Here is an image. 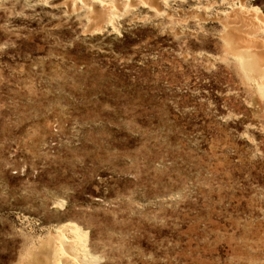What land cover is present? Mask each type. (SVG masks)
Returning a JSON list of instances; mask_svg holds the SVG:
<instances>
[{
  "label": "rangeland",
  "instance_id": "374dc122",
  "mask_svg": "<svg viewBox=\"0 0 264 264\" xmlns=\"http://www.w3.org/2000/svg\"><path fill=\"white\" fill-rule=\"evenodd\" d=\"M241 5L264 21L0 0V264L61 224L90 264H264V99L222 36Z\"/></svg>",
  "mask_w": 264,
  "mask_h": 264
},
{
  "label": "bare ground",
  "instance_id": "6f19581e",
  "mask_svg": "<svg viewBox=\"0 0 264 264\" xmlns=\"http://www.w3.org/2000/svg\"><path fill=\"white\" fill-rule=\"evenodd\" d=\"M232 10V17L229 13L225 18L223 39L240 68L253 81L264 99V21L243 5ZM49 235L36 246L26 247L29 250L18 264H90L80 251L78 238L67 225L53 228Z\"/></svg>",
  "mask_w": 264,
  "mask_h": 264
}]
</instances>
